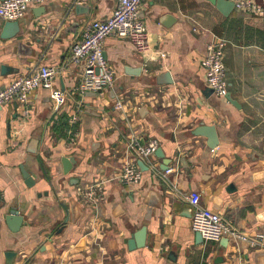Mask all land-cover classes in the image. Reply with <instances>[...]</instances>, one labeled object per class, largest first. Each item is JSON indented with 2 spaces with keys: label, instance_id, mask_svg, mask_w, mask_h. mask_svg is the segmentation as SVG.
<instances>
[{
  "label": "crops",
  "instance_id": "obj_1",
  "mask_svg": "<svg viewBox=\"0 0 264 264\" xmlns=\"http://www.w3.org/2000/svg\"><path fill=\"white\" fill-rule=\"evenodd\" d=\"M77 2L88 5L86 13L76 15L71 0L30 5L19 19L20 33L0 37V65L18 69L0 73V89L39 62L62 67L54 84L65 93L58 112L42 88L30 95L27 117L14 101L0 106V264L6 251L15 253L11 264L264 261V240L250 246L228 236L197 239L187 201L197 190L203 206L242 233L264 234V17L234 8L225 15L208 0H144L139 14L152 53L143 56L129 39L107 36L104 57L116 85L84 96L77 89L83 64L68 62L70 47L90 21L109 16L117 0ZM4 22L0 18V29ZM215 36L226 39L230 99L207 92L200 65ZM127 67L141 70L126 73ZM164 72L172 82L158 84ZM79 104L82 114L72 124L68 117ZM201 123L216 128L213 151L206 137L192 134ZM32 138L35 153L27 150ZM152 141L171 159L170 172L159 169L162 158L140 155L136 143ZM63 156L74 162L67 174ZM125 165L137 169V181L122 179ZM21 167L34 179L31 186ZM96 182L104 199L81 203L82 192ZM72 196L80 207L76 220L63 207ZM12 207L23 217L15 232L4 221ZM142 226L145 244L129 249L128 239Z\"/></svg>",
  "mask_w": 264,
  "mask_h": 264
},
{
  "label": "built area",
  "instance_id": "obj_2",
  "mask_svg": "<svg viewBox=\"0 0 264 264\" xmlns=\"http://www.w3.org/2000/svg\"><path fill=\"white\" fill-rule=\"evenodd\" d=\"M44 0H0V18L5 21H14L22 18L30 5L42 3ZM80 0H71V5ZM144 0H117L112 13L103 19L90 21L74 42L69 51L68 62H82L83 69L77 89L85 91H102L112 89L116 85L114 69L106 61L103 51V43L107 36L116 35L119 38H127L134 49L143 56H149L150 43L146 24L139 16V7ZM234 9L258 14L264 17V4L256 0H230ZM226 39L213 37L206 45L205 52L200 60L205 74V85L212 93L219 97L227 94L228 82L223 63ZM154 53V52H153ZM152 56V55H151ZM150 56V57H151ZM62 67L55 64L39 63L33 66L27 73L12 78L6 86L0 89V106L14 101L27 117L30 114V95L38 88L46 89L48 97L53 102L54 111L65 104V93L55 86V80ZM120 107V103H116ZM82 104L77 105L69 115L68 120L74 123L82 114ZM140 155L149 158L157 147V142L152 141L147 145H138ZM172 168L166 169L170 172ZM121 177L126 182H135L139 178L136 168L125 165ZM104 199L100 192V182L89 186L80 196L83 204H97ZM187 201L191 207V229L198 232L205 241H219L223 236H228L234 241H243L250 246L263 243L264 234L257 233L249 236L236 227L218 212L203 206L200 202V193L191 190Z\"/></svg>",
  "mask_w": 264,
  "mask_h": 264
},
{
  "label": "water",
  "instance_id": "obj_3",
  "mask_svg": "<svg viewBox=\"0 0 264 264\" xmlns=\"http://www.w3.org/2000/svg\"><path fill=\"white\" fill-rule=\"evenodd\" d=\"M208 1L211 4H213L218 11H220L222 14H225V15H227L234 8V4L230 0H208ZM86 8H88V5L82 2H76L73 4L74 13L76 15L86 13L87 12L85 10ZM166 18H168V16H166ZM20 31L21 30H20V20L19 19L14 20V21H5L2 24L1 29H0V37L4 39L12 38L16 34H19ZM130 68L131 67L125 68L126 73L138 74L141 70V69H135V68L130 69ZM17 71L18 69L15 67H12L6 64L0 65V73L2 75H6L9 73H13V72L15 73ZM156 82L158 84L171 83L172 79L168 72H164L156 76ZM99 92L101 91L99 90L98 91H85L83 92V94L84 96H96ZM207 92L212 93V90L207 88ZM111 94H113L112 91H111ZM225 96L228 99H230L229 95H225ZM142 111H143L142 108L139 109V113H142ZM192 134L195 136L206 137V145L210 151H213V148H215L218 143L216 128L213 124L201 123L198 126H196L194 129H192ZM37 144H38V140L36 138L30 139L27 150L31 153H35L37 150ZM153 154L159 158H162V163L159 165L160 170L165 171L166 169L169 168V163L171 159L164 158V153L162 152L161 147H156ZM61 163H62L63 174H67L72 169L74 162L67 156H63L61 158ZM138 163L142 167V169H144L142 165L143 164L142 161ZM21 173H22V177L24 178L25 183L28 186H31L32 184H34V179L32 178L29 171L21 167ZM74 180H76L75 181L76 183L77 179H74ZM63 207L66 211L69 210L71 212L72 220H76L77 216L80 213V207L76 199L73 196L69 199L68 207L65 204H63ZM67 220H68V216H66L65 222ZM4 221H5L6 226L11 231L15 232L19 230L22 224V221H23V217L22 215L18 213V210L16 208L12 207L9 209L8 213L4 216ZM196 238L202 239V236L198 232H196ZM145 239H146V227L142 226L138 230H136L132 234V236L128 239L127 246L129 249L143 246L145 244ZM220 240H222V238ZM14 254L15 253L13 251L5 252L4 255H5L6 264H11ZM259 264H264V261L261 260Z\"/></svg>",
  "mask_w": 264,
  "mask_h": 264
}]
</instances>
